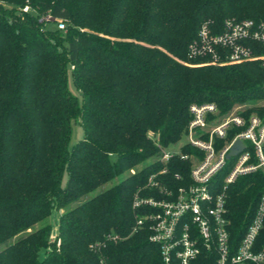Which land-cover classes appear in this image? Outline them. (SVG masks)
Masks as SVG:
<instances>
[{"label": "trees", "instance_id": "obj_1", "mask_svg": "<svg viewBox=\"0 0 264 264\" xmlns=\"http://www.w3.org/2000/svg\"><path fill=\"white\" fill-rule=\"evenodd\" d=\"M227 19L264 21V0H0V264H164L148 226L132 233L135 194L158 192L145 188L152 175L174 190L190 182L191 162L162 163L161 149L185 140L194 104L220 117L249 104L240 114L264 118L263 61L189 56L203 24L221 30ZM77 121L85 137L70 148ZM263 192L262 173L229 187L235 227ZM62 209L61 249L43 255ZM109 234L122 239L105 243Z\"/></svg>", "mask_w": 264, "mask_h": 264}, {"label": "built area", "instance_id": "obj_2", "mask_svg": "<svg viewBox=\"0 0 264 264\" xmlns=\"http://www.w3.org/2000/svg\"><path fill=\"white\" fill-rule=\"evenodd\" d=\"M40 21L55 19L47 15ZM58 27L64 30L65 24L60 21ZM259 47L264 48V21L227 19L221 30L203 24L190 45L189 56L215 66L264 62V54L257 52ZM190 112L185 140L175 148H162L159 158L167 163L180 155L190 161V182L174 190L157 180V174L152 175L145 188L158 192L142 196L139 190L135 194L133 208L142 213L136 215L132 233L148 226L149 241L160 248L164 264H193L201 257L209 264H264V192L246 227L233 225L227 207L231 185L242 177L264 176V118L240 113L220 117L214 104H194ZM229 134H233L231 140L227 139ZM238 141L244 149L228 158ZM184 146L195 151L183 153ZM166 172L164 169L160 174ZM121 239L109 234L105 243ZM105 243L92 244L91 248L101 253ZM61 245L56 226L45 254L54 248L60 251ZM99 264L109 263L101 256Z\"/></svg>", "mask_w": 264, "mask_h": 264}, {"label": "rangeland", "instance_id": "obj_3", "mask_svg": "<svg viewBox=\"0 0 264 264\" xmlns=\"http://www.w3.org/2000/svg\"><path fill=\"white\" fill-rule=\"evenodd\" d=\"M68 89L69 91L72 93V95L77 98L78 102L80 105H82L83 103V96L82 94L78 91L77 87L75 86L74 82H73V78L70 75L69 77V83H68ZM249 105V104H248ZM248 105H235V107L232 109L231 114H238V113H242L245 108L248 107ZM252 115H256V114H252ZM85 137V131H84V127H83V123L81 121H77V122H73L72 124V135H71V139H70V148H72L74 145L78 144L81 140H83ZM111 161L114 163L117 161V157H112ZM142 166H138L137 168H140ZM136 168V169H137ZM136 169L132 170V173L134 174L136 172ZM66 175L64 176L63 179V183L66 182ZM120 179L116 180V182L120 181ZM64 212V209L62 210H55L52 213L51 216V224H53L54 227H56L59 224V216L61 213ZM44 250L42 251V254L44 255Z\"/></svg>", "mask_w": 264, "mask_h": 264}, {"label": "water", "instance_id": "obj_4", "mask_svg": "<svg viewBox=\"0 0 264 264\" xmlns=\"http://www.w3.org/2000/svg\"><path fill=\"white\" fill-rule=\"evenodd\" d=\"M244 149V145L241 141H238L233 148L231 149V152L228 155V158H231L233 156H236L239 152H241Z\"/></svg>", "mask_w": 264, "mask_h": 264}]
</instances>
